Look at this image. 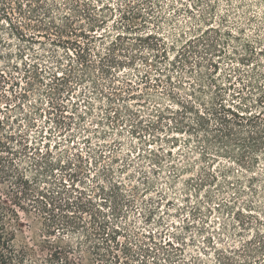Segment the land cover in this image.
<instances>
[{
  "label": "trees",
  "instance_id": "1",
  "mask_svg": "<svg viewBox=\"0 0 264 264\" xmlns=\"http://www.w3.org/2000/svg\"><path fill=\"white\" fill-rule=\"evenodd\" d=\"M111 1L0 0V19L13 38L19 44L40 46L35 50L19 46L17 57L26 81L20 92L12 87L13 105L0 104V194L4 191L8 202L17 198L37 210L42 232L48 236L66 232L80 237L83 244L93 243L91 248L118 247L120 232L115 221L121 207H132L137 197L154 188L153 180L139 167L137 175H127V182L107 178V190L97 182L92 194L79 191L75 182L82 183L87 161L79 153L70 154L69 149L59 150L60 143L52 147L56 154L49 141L41 149L38 138L50 140L51 135L43 136L44 132L36 129L32 138L30 133L36 126L31 112L24 113L23 105L36 86L53 104L76 86L85 89L87 85V93L106 103L105 120H119L116 104L120 101L134 100L146 107L148 126L143 128L136 122L141 116L125 105L136 122L132 137L145 145L137 158L154 165L151 174L161 173L170 186L180 183L189 197L205 199L211 204L209 213L234 215L236 219L258 211L264 215V74L258 75V62L254 68L242 70L254 60L249 46H245L250 53L246 57H235L233 52L222 61L216 60L222 56L225 43L220 40V26L212 25L214 7L207 5L201 10L200 26L193 30L196 34L170 58L168 49L174 47L168 48L151 30L165 19L163 0ZM175 3L168 7H175ZM201 4L197 1L194 6ZM184 11L191 13L188 7ZM219 22L223 25L224 19ZM25 49L32 51L30 63L24 61ZM46 55L51 65L41 67ZM10 78V72L9 76L0 72V89ZM81 93V97L86 96ZM66 108L58 104V133L72 125L71 117L63 114ZM16 113L22 115L20 119H12ZM89 113L80 112L77 119L83 121ZM159 142L169 147L157 146ZM96 147L99 152L106 148L104 144ZM113 157L111 163H115ZM129 167L124 165L120 173H127ZM103 172L107 177L110 166ZM239 199L244 207L235 212L233 204ZM7 201H0V264H23L26 252L14 250L13 232L7 228L11 225L6 223V215L14 213L2 205ZM257 201L258 206L254 204ZM100 207L109 208L114 219L107 218ZM258 223L264 227V220ZM259 231L256 239L245 245L257 242L260 248H224L216 251L215 264H264V229L262 235ZM139 245L131 255L134 264H170L166 248H141L146 246L143 242Z\"/></svg>",
  "mask_w": 264,
  "mask_h": 264
},
{
  "label": "rangeland",
  "instance_id": "2",
  "mask_svg": "<svg viewBox=\"0 0 264 264\" xmlns=\"http://www.w3.org/2000/svg\"><path fill=\"white\" fill-rule=\"evenodd\" d=\"M163 1L165 4L162 14L165 19H160L158 28L151 30L156 31L159 39L168 48L174 47V50L168 49L170 58L185 40L196 34L193 30L201 24V21L199 22L201 10L206 9L207 5H212L214 10L211 17L215 21L212 25L220 26V40L225 43L222 56L215 59L222 61V57L229 56L233 52H236L235 57H246L250 53L245 46H249L254 60L249 67H244L242 70L254 68L258 62V75L264 74V0H176L175 7H168V4L175 0ZM197 1H201L202 4L195 7L194 4ZM116 2L111 1L113 4H117ZM185 7H188L191 13L184 11ZM220 19H224L223 25L220 24ZM210 36H214V33L211 32ZM0 39V72H3L4 76H9V72L11 74V81L0 89L2 97L0 104L4 107L5 104H14L12 91L20 92V87L24 86L26 81L22 76V62L17 57L19 46L23 45L24 48L29 46L33 50L40 46L19 44L13 38L4 19H0ZM28 50L25 49L23 56L26 63H30L32 55V51ZM58 55L63 56L62 50L58 51ZM48 56L46 55L44 59L47 60L46 62L40 61L41 67L51 65L48 63L50 62L47 59ZM223 59L225 65L226 60ZM15 65L17 69L13 67ZM159 66L162 67L163 63H159ZM259 81L262 82L260 79ZM13 82L18 85L12 86ZM38 88L36 86L32 89L27 102L23 105L24 113L31 112L30 117L36 126L30 134L32 138L36 137L34 133L36 134L37 129L44 132L43 136L51 135L50 140L38 138V142L43 149L44 144L49 141L53 154H56V150L52 147L55 143H60L59 150L66 148V150L69 149L70 154L79 153L83 156L84 161H87L83 166L86 174L81 177L82 183L75 182L79 191L90 195L92 194L90 190L97 182L100 185L103 184L107 190L110 185L107 178L110 181L121 179L126 181L127 175L131 173L137 175L139 167L148 173V177L154 182V188L147 191L145 195L142 193L137 197L132 207L126 205L121 207L120 215L115 221L120 232L117 237V248L113 244H110L113 248H91L93 243L83 244L80 237L66 232L48 236L42 232L41 218L37 210L30 208L26 201L22 202L17 198L8 202L5 192L1 191L0 201H7V205H2L14 212L7 213L5 219L6 223L11 225V228H7L13 232L14 250L20 254L22 250L26 252L23 264H134L131 255L140 248L139 244L142 242L146 246L141 248H166L172 258L170 264H215L216 251L224 248H260L257 242L251 245H245V242L254 241L258 230L262 235L261 231L264 227L258 223V220H264L261 211L253 215L244 214V217L239 219H236L234 215L215 211L209 213L208 208L211 204H208L205 199L189 197L190 193L186 192L180 183L177 186H170L161 173L151 174L155 167L147 159L137 158V155L145 149V145L139 139L132 137V125L140 122L138 126L143 128L148 126L146 107L136 105L134 100L126 101L124 105L120 101L116 104V107L117 105L120 107L119 120L115 121L112 118L109 121L103 118L106 103L97 99L94 94L87 93L89 89L87 85L85 89L83 86H76L72 93L54 97L56 99L53 104L47 102V97L41 96ZM81 92H85L86 96L81 97L83 94ZM86 100L92 105L88 106ZM59 103L67 106L63 114L71 117L72 124L70 130L62 133H58L59 129L55 124L56 118H59ZM125 105L130 106L128 110L137 112L141 116L140 121H132V114L126 110ZM74 108H77V112ZM84 111H91V113L85 115L83 121L78 120L77 114ZM12 115V119L15 117L20 119L22 116L19 113ZM64 121L69 123L70 120L66 118ZM21 122L22 120L19 121ZM97 144H104L106 148L102 149L103 152L98 151ZM159 145H162L164 149L169 147V144L164 142H159L157 146ZM112 156L116 158L115 163L110 162ZM126 164H130L131 167L128 168L127 173L121 174L120 169ZM107 166H110L111 173L104 177L103 168ZM96 174L98 180L94 178ZM96 202L98 203L99 200L97 199ZM242 202L239 199L233 204L235 212L243 209ZM254 204L258 206V201ZM99 210L107 218L114 219L109 208L100 207ZM85 219L88 220V216H85ZM175 249L181 252H175ZM109 255L116 257L112 258ZM194 258L198 260L195 261Z\"/></svg>",
  "mask_w": 264,
  "mask_h": 264
}]
</instances>
